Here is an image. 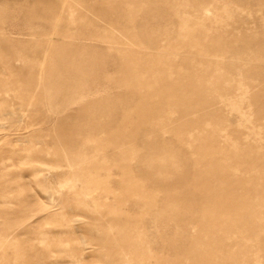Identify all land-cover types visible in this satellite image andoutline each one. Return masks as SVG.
Segmentation results:
<instances>
[{
	"label": "rangeland",
	"instance_id": "rangeland-1",
	"mask_svg": "<svg viewBox=\"0 0 264 264\" xmlns=\"http://www.w3.org/2000/svg\"><path fill=\"white\" fill-rule=\"evenodd\" d=\"M212 2L0 0V264H150L147 253L163 264H232L241 237L264 264V223L219 231L216 257L199 258L211 235L197 155L183 140L206 122L240 144L247 135L204 82L219 91L240 82L252 125L264 126V0ZM222 4L242 16L225 39L212 29L202 55L179 41L174 10L194 17ZM110 45L139 50L133 65ZM208 58L220 76L205 72ZM253 168L263 179L264 154L244 159L231 182L207 170L206 183L240 189ZM128 185L136 195L120 203Z\"/></svg>",
	"mask_w": 264,
	"mask_h": 264
},
{
	"label": "bare ground",
	"instance_id": "bare-ground-1",
	"mask_svg": "<svg viewBox=\"0 0 264 264\" xmlns=\"http://www.w3.org/2000/svg\"><path fill=\"white\" fill-rule=\"evenodd\" d=\"M213 2L219 4L223 2V0H213ZM213 2L211 4H214ZM222 5L225 6V8L216 13H210L209 6L208 8L204 7L206 10L203 14L200 16L194 15V17H192L191 14H188V12H185V9L177 8V10H174L176 17L180 20L179 41H182L187 47L195 48V50L201 54L202 52L204 53V46L202 43L206 40L208 33L212 29L218 30L222 28V37L224 36L225 39V33L229 22L234 21L235 19L239 20L242 16L240 11L233 6ZM257 19L259 20L260 25L264 28V15L261 14ZM115 39L116 37L114 33H112L111 40L114 41ZM217 42H222L221 36L217 38ZM108 47L115 48L120 52H125H123L122 57L124 65L128 63L133 65L134 57H136L135 54L139 53V50H128L121 48L120 46L110 45ZM203 67L205 72L210 71L215 76H220L217 60L212 61L209 59ZM199 70L202 71L203 69ZM148 71H152V69L145 70L146 74L143 76L139 75V77L142 79L148 78ZM137 74H139V71H137ZM204 85L208 86V98L210 99V102L218 103L220 105L219 109L228 108L235 111L240 118V125H243L245 129H247V135H244L243 142L241 141L242 145L236 141H232L228 136V133L222 131V128L219 125L212 122L204 123L205 129L202 134H197L195 132L188 133L187 137H185L187 140H183L185 145L195 149L194 152L197 155L196 163L199 165V175L201 178L200 187L202 195L204 196V222L201 227L211 235L204 236L202 241L198 243V247L202 245V254H199V258L211 262L212 259L216 257L213 253L215 252L213 248L218 249V247L213 246V236H215L216 233L218 234L219 231H222L220 235L230 236L233 229L237 232L242 230V227H240L242 222H250L252 225H261L264 223V217H262L264 215L262 209L264 206V178H258L259 171L262 168L249 169V174L240 180V182L233 181L240 185V189H231V184L229 188L230 190L221 187L217 191H214L210 188L208 183H206L208 182L207 170H209L210 173L213 172L215 175L221 174L222 178L231 182L232 177L237 175L239 167L243 164L244 159L264 154V144H262L264 140V126L259 127L252 125V110L250 109V102L249 100H246L247 98L244 94L246 93L245 88L240 82H237L234 87L232 86V83L225 82L223 85V91H219L218 88L212 87L213 85L209 78L204 82ZM233 88L237 91L235 95H224V93H229L228 91L230 90L233 91ZM168 107L169 109L171 108L170 105ZM180 135L184 137L185 133H181ZM250 141L256 143V145L251 146ZM128 181L129 184H133V182L135 183L132 177L128 178ZM72 182L73 181L70 179L66 180L61 186L71 187L73 186ZM251 188H255L258 197L251 195ZM135 192L136 190L133 189V186H129V189L125 188L124 191H120L118 200L122 203L123 200L125 201L129 197L135 196ZM213 193L215 194L212 195ZM219 225H225L226 228L220 230L218 228ZM203 242L206 245L211 242L212 247H203ZM237 246V252L242 253L232 261V264H253L257 261L256 255L250 254L252 251L249 248V242L243 237H241ZM193 258H198L197 254H195ZM146 259L150 264H163V259H156L149 253L146 254Z\"/></svg>",
	"mask_w": 264,
	"mask_h": 264
}]
</instances>
